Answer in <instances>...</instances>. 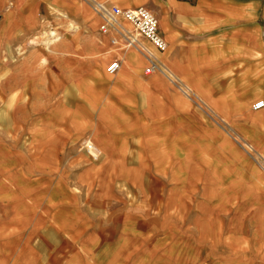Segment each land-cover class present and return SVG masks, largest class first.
<instances>
[{"label": "crops", "instance_id": "crops-1", "mask_svg": "<svg viewBox=\"0 0 264 264\" xmlns=\"http://www.w3.org/2000/svg\"><path fill=\"white\" fill-rule=\"evenodd\" d=\"M32 1L0 0V11L29 10ZM102 1L153 13L165 49L138 39L159 54L190 97L159 71L143 74L140 52L110 45L99 31L107 47L104 37L88 36L91 51L81 52L87 56L75 52L89 64L85 72L79 63L43 67V75L56 76L46 80L53 93L33 104L43 108V119L27 130L0 131V264H62L68 253L87 257L97 248L101 218L113 220L131 202L141 204L134 210L145 218L162 202L163 187L173 184V154L192 155L195 140L214 156L205 166H258L256 155L235 142L240 137L264 152V144L253 141L255 134L264 140V125L253 119L264 106L250 107L264 100V0ZM65 53L55 55L59 60ZM114 59L118 68L106 73ZM29 78L23 85L38 89L39 77ZM206 112L230 122L240 137L227 140L222 126L205 121ZM178 140L193 145L173 152ZM87 142L101 149L98 158L86 151ZM115 187L134 188L135 199H114Z\"/></svg>", "mask_w": 264, "mask_h": 264}, {"label": "rangeland", "instance_id": "rangeland-1", "mask_svg": "<svg viewBox=\"0 0 264 264\" xmlns=\"http://www.w3.org/2000/svg\"><path fill=\"white\" fill-rule=\"evenodd\" d=\"M28 9L0 11V131L18 126L19 130H27L32 120L43 119L45 111L33 104L42 102L48 92L53 93L46 80L56 76L43 75L42 68H73L79 63L85 72L89 64L81 59L87 56L81 52L91 51L92 45L85 38L102 36L96 15L84 0H34ZM260 13L264 18V11ZM124 28L134 34L130 24L125 23ZM49 32L58 35L52 44H47ZM102 37L107 47V39ZM58 50L66 52L59 60L55 55ZM147 50L159 56L153 48ZM165 70L176 78L168 68ZM32 76L39 77L36 90L23 85L31 82ZM17 84H22L21 89L12 90ZM209 115H205V121L222 126L225 130L216 128L227 140L233 141L234 135L240 137L241 132L235 131L230 122L222 123ZM253 119L258 127L263 126L264 110ZM178 141L182 148L173 141V152L180 153L194 143V153L173 154V184L163 187L162 202L141 218L142 213L134 210L141 204L131 202L135 199L134 188H113L114 199L127 194L129 209L116 211L111 221L101 218L97 248L87 257L68 253L62 264H264V152L240 137L235 142L246 153L256 155L258 166H205L214 156L208 155L196 140ZM253 141L264 144L256 134ZM101 190L108 196L112 193L111 187H99Z\"/></svg>", "mask_w": 264, "mask_h": 264}, {"label": "built area", "instance_id": "built-area-1", "mask_svg": "<svg viewBox=\"0 0 264 264\" xmlns=\"http://www.w3.org/2000/svg\"><path fill=\"white\" fill-rule=\"evenodd\" d=\"M90 6L94 14L100 19L98 31L102 35L108 36V42L112 46L120 49L134 48L140 52L146 59V66L143 74H150L153 71H159L165 75L178 89L187 97H190V90L179 85L175 78L169 76L165 67L158 58L141 44L139 37L146 39L150 45L158 52L165 49V41L157 28V20L153 13L143 6L133 8H120L115 4H107L100 0H84ZM123 22L132 26L134 34H130L122 25ZM119 62L114 59L105 66L106 73H113L118 68ZM200 106V105H199ZM264 106L263 99H257L251 103V109L257 110ZM86 151L92 158H98L101 154L100 148L92 143L85 144ZM250 150V149H248Z\"/></svg>", "mask_w": 264, "mask_h": 264}, {"label": "bare ground", "instance_id": "bare-ground-1", "mask_svg": "<svg viewBox=\"0 0 264 264\" xmlns=\"http://www.w3.org/2000/svg\"><path fill=\"white\" fill-rule=\"evenodd\" d=\"M60 17H63V18H68L67 17V15L66 14H64V13H59L58 14ZM95 16V15H94ZM96 18V17H95ZM96 20H97V18H96ZM124 24L125 23H123L122 25L124 26ZM69 26L70 27H73L74 26V24L73 23H69ZM73 29H75V28H73ZM50 32H53V31H50ZM49 32V33H50ZM57 32H54V33H50L48 36L49 37H47V44H52V43H54L55 41H57L58 40V35H55ZM31 44V43H30ZM21 51H18V53H20ZM168 73V72H167ZM169 74V73H168ZM169 76L170 77H172L170 74H169Z\"/></svg>", "mask_w": 264, "mask_h": 264}]
</instances>
